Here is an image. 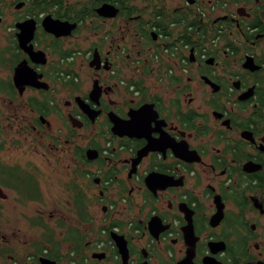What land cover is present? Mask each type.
Masks as SVG:
<instances>
[{"label": "flooded vegetation", "instance_id": "af4514ba", "mask_svg": "<svg viewBox=\"0 0 264 264\" xmlns=\"http://www.w3.org/2000/svg\"><path fill=\"white\" fill-rule=\"evenodd\" d=\"M10 7L0 264H264V0Z\"/></svg>", "mask_w": 264, "mask_h": 264}, {"label": "water", "instance_id": "95a60500", "mask_svg": "<svg viewBox=\"0 0 264 264\" xmlns=\"http://www.w3.org/2000/svg\"><path fill=\"white\" fill-rule=\"evenodd\" d=\"M104 14V16L110 17V16H114L116 13V10H114V8L112 6L109 5H103L100 9L97 10V13L99 14ZM49 19H46L44 21V23L48 22ZM24 24H29L32 25L31 21H26ZM52 29H58V28H63L65 27V25H67L64 22H59L56 20H50L49 24H48ZM51 28H49V30H51ZM73 29V26H69V29ZM52 31V30H51ZM32 32H33V25L31 26L30 32H29V38H31L32 36ZM25 71H27V73L29 72L26 67L20 66L17 70H16V77L14 76V85L17 89L21 90L22 87L19 85L21 80L25 83H27L28 81H25Z\"/></svg>", "mask_w": 264, "mask_h": 264}, {"label": "rangeland", "instance_id": "374dc122", "mask_svg": "<svg viewBox=\"0 0 264 264\" xmlns=\"http://www.w3.org/2000/svg\"><path fill=\"white\" fill-rule=\"evenodd\" d=\"M5 1V4L8 5V14L9 15H21L23 14V12H16L12 7H10L11 3L13 2V0H4ZM71 2L74 1V0H70ZM10 23V20L6 19L2 26H0V34H3V31L8 27ZM61 174V173H60ZM55 183L56 181L53 183V187H51L49 189V191H55ZM11 203V201H10ZM70 217L73 219V215L71 214ZM20 217L18 216H15V215H8V216H1L0 217V225L2 222H7L8 224H10L11 227H15V223H16V220L19 221ZM10 228V227H9ZM14 229V228H13Z\"/></svg>", "mask_w": 264, "mask_h": 264}, {"label": "trees", "instance_id": "16d2710c", "mask_svg": "<svg viewBox=\"0 0 264 264\" xmlns=\"http://www.w3.org/2000/svg\"><path fill=\"white\" fill-rule=\"evenodd\" d=\"M93 1L95 2V0H93ZM142 1L153 3L154 1L158 2L159 0H142ZM40 6H42V5H40ZM154 6L157 7L156 5H154ZM134 12H135L136 15L140 14L142 12V9H139L137 6H135ZM194 22H197V19H193V20L189 21L187 26H192Z\"/></svg>", "mask_w": 264, "mask_h": 264}]
</instances>
